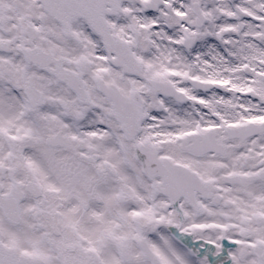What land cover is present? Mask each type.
Segmentation results:
<instances>
[{
	"label": "snow or ice",
	"instance_id": "obj_1",
	"mask_svg": "<svg viewBox=\"0 0 264 264\" xmlns=\"http://www.w3.org/2000/svg\"><path fill=\"white\" fill-rule=\"evenodd\" d=\"M0 264H264V0H0Z\"/></svg>",
	"mask_w": 264,
	"mask_h": 264
}]
</instances>
